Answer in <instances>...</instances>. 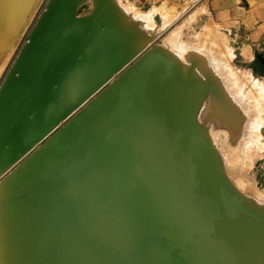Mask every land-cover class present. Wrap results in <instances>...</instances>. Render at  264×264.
<instances>
[{
	"label": "bare ground",
	"instance_id": "1",
	"mask_svg": "<svg viewBox=\"0 0 264 264\" xmlns=\"http://www.w3.org/2000/svg\"><path fill=\"white\" fill-rule=\"evenodd\" d=\"M39 1L0 0V63L18 26L26 22L22 17ZM74 1L78 7L83 0ZM106 6L102 2L111 23L120 14L113 15ZM35 26L36 22L7 75L20 76V59ZM64 34L58 27L51 35ZM110 41L119 59L109 80L31 150L12 163L0 160V176L16 166L0 182L4 192L0 227L2 234L7 232L4 240L12 244L5 253L8 264H189L184 248L192 264L264 263V242L259 245L264 213L242 195L248 212L234 205L237 191L192 117L201 95L192 100L187 86L191 76L196 78L188 70L185 80L161 49L117 77L139 50L121 61L124 54L116 41ZM4 79L0 90L7 84ZM152 207L163 222L154 223ZM236 255L244 262L233 260Z\"/></svg>",
	"mask_w": 264,
	"mask_h": 264
},
{
	"label": "rangeland",
	"instance_id": "2",
	"mask_svg": "<svg viewBox=\"0 0 264 264\" xmlns=\"http://www.w3.org/2000/svg\"><path fill=\"white\" fill-rule=\"evenodd\" d=\"M45 1L40 0L34 9L31 7L30 11H27L29 13L24 14L21 21L25 18L24 21L27 23L20 22L19 25L21 23L22 25L18 26L12 36L11 44L3 51L4 54L0 63V84L7 75L20 47L25 42L30 28L44 8ZM102 1H104V6L107 4L106 7L113 11V15L120 14L123 17L118 15L120 18L118 16L114 18L111 13V23L108 22L110 18H107L106 14L102 12V4L100 7L99 1L96 2V0H83L78 5L75 16L80 17L95 12L98 5L99 10H101L100 13L102 12L99 13L100 19L104 24L107 21L106 23L111 29V32L110 30L108 32L110 33L108 34L109 40L116 41L121 54H124L121 61L129 58L133 50L135 53L139 50L131 63L126 64L122 68L123 70L121 69L120 74H117V77L134 67L135 64L140 63L146 54L152 51L157 52L160 49L164 55H169L168 57L177 64L179 73L182 72L185 80L187 78L184 75L189 70V75H193L196 79L191 76L190 86H187L188 92L191 93L192 100L201 95V101L197 103L196 108H198L192 116L196 126H201L202 131L205 132L203 134L208 140L206 141L209 148L220 160L221 172L231 182L237 193L244 196L246 201L264 213V103H262L264 102V38L261 37L250 44L251 56L247 59L241 54L242 38L235 37L228 27L217 24L213 14H206L207 12L202 11L199 7L200 0ZM111 5L115 7V10L112 9ZM117 9L118 12H116ZM25 15L27 16L25 17ZM103 17L107 19L105 20ZM115 20L118 22L116 23ZM121 23L124 24L122 25L124 27H121ZM129 26L132 27V30ZM120 27L124 31L119 29ZM120 32L121 35L115 36ZM15 34H20L19 38H15L18 37ZM119 37L120 39H118ZM120 41L122 48L118 44ZM141 44L142 46H139ZM162 57L165 58L163 55ZM169 69L173 74L174 67L169 64ZM115 79L110 80L111 82L109 81L107 86ZM205 86L207 88H204ZM199 91V96H196ZM86 110L89 109L84 111ZM184 115L182 116L183 119H185ZM32 161L33 159L27 162ZM12 167L14 165H11L9 169ZM12 170L0 176L1 183ZM3 193V190H0V194L4 196ZM2 195H0V212L3 215L4 212L1 208L4 206L1 201L3 202L4 197ZM22 196L27 198L25 195ZM2 197L3 199H1ZM30 199L28 202L26 199V204H29ZM0 226L2 227L3 224ZM1 227L0 232L4 230ZM4 232L3 234L0 233L1 238L3 237L2 240L0 238V243L3 244V246L0 244V263L3 264L6 261L8 264V257L5 253L12 244L8 243L7 239L4 240L7 236V232L6 236ZM263 237L261 236L259 245L264 242ZM258 248L256 252L254 251L256 257L259 256L257 253L260 252ZM233 260L237 261V255ZM240 260L237 262L241 263ZM260 262L263 263V260Z\"/></svg>",
	"mask_w": 264,
	"mask_h": 264
},
{
	"label": "water",
	"instance_id": "3",
	"mask_svg": "<svg viewBox=\"0 0 264 264\" xmlns=\"http://www.w3.org/2000/svg\"><path fill=\"white\" fill-rule=\"evenodd\" d=\"M101 4L99 1L98 5ZM43 6L20 59V76L9 74L21 53L12 63L9 78L4 79L7 84L0 90V160L10 163L47 137L58 121L108 81L119 59L118 49L109 40L108 25L100 19L99 8L76 17L74 0H46ZM58 27L65 34L55 38L51 34ZM233 196L234 205L248 212L245 199L239 193ZM151 213L154 223L163 222L164 217L153 207ZM178 244L180 247L181 243ZM187 250L184 248L186 259L192 264Z\"/></svg>",
	"mask_w": 264,
	"mask_h": 264
},
{
	"label": "crops",
	"instance_id": "4",
	"mask_svg": "<svg viewBox=\"0 0 264 264\" xmlns=\"http://www.w3.org/2000/svg\"><path fill=\"white\" fill-rule=\"evenodd\" d=\"M200 1L202 11L213 14L217 24L228 27L235 37L242 38L241 54L249 59L250 44L264 38V0Z\"/></svg>",
	"mask_w": 264,
	"mask_h": 264
}]
</instances>
